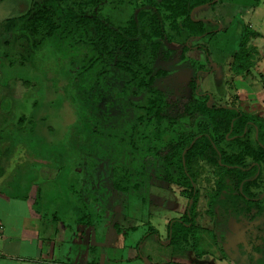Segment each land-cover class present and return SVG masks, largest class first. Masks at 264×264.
<instances>
[{"label":"rangeland","instance_id":"1","mask_svg":"<svg viewBox=\"0 0 264 264\" xmlns=\"http://www.w3.org/2000/svg\"><path fill=\"white\" fill-rule=\"evenodd\" d=\"M206 1V6H199L192 15L195 20L219 24L208 26L213 35L189 39L186 44L193 47L191 50L184 49L183 39L171 33L168 41L153 37L161 45L158 50L151 47V39L142 36L137 63L128 57L130 53L111 47L107 40L103 42L107 50L97 41L75 42V31L70 34V28H75L78 17L96 18L108 28L120 30L136 20L138 25L146 21L147 35L148 25L159 10L165 18V30L169 31L171 21L167 16L171 14L161 7L162 0H17L0 8V22L25 14L37 3L53 5L56 10L55 21L60 28L52 44L35 50L31 45L40 42L39 38L21 33L19 41L9 38L10 44H4L7 37L1 35V53L9 54L8 59L1 54V61L16 63L18 71L27 69L25 78L32 81L27 85L33 94L32 117L38 119L39 111H44L41 118L50 130L47 148L41 149L42 157L55 151V155L66 159L98 161L89 164L96 170L92 177H86L76 170L78 164L67 159L70 163L62 172L64 185L60 182L53 189L57 207L64 209L57 213L58 217L81 233V260L87 264H264V213L253 222L246 219L238 235L237 227L222 223L219 212L210 215L209 201L215 192L216 177L200 161L193 165L199 189L195 220L198 250L180 252L168 244V225L185 213L188 198L182 195V188L166 181L169 176L164 175L168 173L165 157L181 136L197 134L204 123V118L188 105L205 93L211 94L214 105H237L241 99L242 85L237 75L243 73H236L234 56L240 39L236 33L242 24L236 18L244 9L236 6L240 0ZM93 32L90 29L85 34L84 28L78 31L87 38L93 37ZM259 43L264 48L263 40ZM197 45L206 47V51ZM71 60L77 61L74 67L69 66ZM140 63L146 68L142 74ZM127 65L147 84L141 86L138 80L130 79L129 72L123 70ZM252 67L243 86L257 91L264 88V76L260 65ZM2 72L5 77L11 71L2 67ZM195 81L198 91H194ZM152 92L165 97L167 108L161 121L145 115ZM29 124L36 123L31 119ZM39 146L37 141L33 143L34 149ZM116 181L130 190L116 189ZM73 203L75 212L70 213ZM83 205L94 206L90 218L79 213ZM47 213L52 216L49 210ZM89 232L94 234L92 241Z\"/></svg>","mask_w":264,"mask_h":264},{"label":"trees","instance_id":"2","mask_svg":"<svg viewBox=\"0 0 264 264\" xmlns=\"http://www.w3.org/2000/svg\"><path fill=\"white\" fill-rule=\"evenodd\" d=\"M206 3H208L206 0H162L161 7L171 14L167 16L171 21L169 31L165 30V18L163 19L159 10H156L155 19L148 25L150 33L147 35L146 21L142 25H138L134 20L127 29L120 30L108 28L98 19L87 17H78L74 22L75 25L73 24L75 28L70 25V31L68 28L66 31H69L70 34L75 31L73 37L77 43L84 41L87 44H94L97 41L105 50L109 48L103 45V42L107 40L112 43L111 47H120L127 54L130 53L128 57L132 62L137 63L135 59L139 57L137 51L140 47L138 42L142 36L152 41L153 37H156V40L168 41V34L171 33L174 37L183 39L184 49L191 50L193 47L186 44L189 39H201L213 35L214 32L208 29V26L216 25L218 27L219 24L195 20L191 14L192 11ZM55 17L56 10L53 5L41 6L37 3L24 15L6 19L1 24V35L7 37L4 44H10L9 38L13 42L19 41L18 35L26 33L27 36L32 35L34 38H39L40 42L31 45L33 49L36 50L40 46V50H44L47 44H52L55 34L60 28ZM82 28H84L85 34L93 29V37L87 38V36L79 34L78 31ZM249 35L250 31L245 30L235 52L234 69L238 74H247L254 65L251 61L252 56L247 49ZM107 37L108 39H106ZM151 47L153 50H158L161 45L156 41L151 44ZM195 47L206 51V47L202 45ZM132 49L136 52L133 53ZM1 54L8 59L9 54ZM21 58L26 59L25 56ZM7 61L24 83L28 85L32 83L31 80L25 78L26 68L18 71L19 67L17 68L16 63ZM76 63L77 61L71 60L69 66L74 67ZM140 64L142 74L146 68H144V64ZM19 66H22V63ZM121 68L123 67L121 66ZM123 70L129 72L130 79L138 80L139 85L147 84L144 81L145 78L138 77V74L129 65ZM159 73L162 74L161 71ZM193 87L194 91H198L196 81ZM201 97L200 100L188 107L204 118L203 127L193 136H181L180 142L174 143L171 153L165 157L168 173L164 175L170 177L166 181L174 182L182 188V195L188 198L186 212L181 217L170 221L168 225V244L180 252H197L199 245V237L195 232L196 208L199 201L197 177H195L193 167L196 162H203V165H207L215 173V192L210 197L208 209L210 215H216V212H219L218 215H222L223 218L222 223L225 224L230 218H233L237 223L242 224L246 219L252 221L264 213V118L247 114L231 104L214 105L209 93H205ZM166 108L164 95L160 92H152L147 101L145 115L156 118V121H161ZM35 120L32 121L36 123ZM54 152H48V155H55ZM1 158L0 175L5 171L6 165L3 161L4 155ZM115 185L116 189L130 190L129 186L124 187L119 181H116ZM252 211L255 212L254 215H252Z\"/></svg>","mask_w":264,"mask_h":264},{"label":"crops","instance_id":"3","mask_svg":"<svg viewBox=\"0 0 264 264\" xmlns=\"http://www.w3.org/2000/svg\"><path fill=\"white\" fill-rule=\"evenodd\" d=\"M11 1L17 2V0H0V8ZM237 5L240 6L239 10L244 9V13H240L238 18L235 17L242 23L236 36L242 38L245 30L250 31L247 49L252 56L251 61L255 69L260 65L264 76V48H260L261 43H259L260 40L264 42V0H240ZM2 22H0V55L3 46ZM258 28H261V31ZM8 64L2 62L0 58V159L4 155L3 161L6 164L5 171L0 175V221L5 227L0 264H87L81 260L79 239L81 233L71 224L63 223L58 217L57 213L64 209H60L61 205L57 207L58 197L53 189L58 187L60 182L62 186L64 185L62 172L65 164L70 163L68 160L78 164L76 170H81L79 174L86 177H92L96 170L89 167V164L94 162L96 164L98 161L95 158H67V160L57 155L42 157L41 149L47 148V140L50 139L49 127L41 118L44 111H39L40 118L35 120L36 124H29L35 113L32 108L33 94L27 88L29 85L24 83ZM2 67L11 71L7 73L10 76H5L6 78L2 76ZM245 75L244 73L237 75L238 83L242 85L239 86L241 99L240 104L233 106L239 107L247 114L264 118V88L255 91L243 86L244 79L248 76ZM2 77L5 78L4 83H1ZM18 80L25 86L19 85ZM36 141L40 146L34 149L33 143L35 144ZM76 173L78 174V171ZM83 187L90 189V185ZM74 207L73 203L70 213L75 212ZM93 207L83 205L79 213L84 212L85 217L90 218ZM48 210L52 216L48 215ZM62 217L65 218V215ZM228 222L231 227H237V232L240 230L241 224L233 218ZM85 232L83 230L82 234L84 235ZM89 233L88 238L92 241L94 234Z\"/></svg>","mask_w":264,"mask_h":264},{"label":"built area","instance_id":"4","mask_svg":"<svg viewBox=\"0 0 264 264\" xmlns=\"http://www.w3.org/2000/svg\"><path fill=\"white\" fill-rule=\"evenodd\" d=\"M5 239V227L3 223L0 221V255L2 253V243L4 242Z\"/></svg>","mask_w":264,"mask_h":264},{"label":"water","instance_id":"5","mask_svg":"<svg viewBox=\"0 0 264 264\" xmlns=\"http://www.w3.org/2000/svg\"><path fill=\"white\" fill-rule=\"evenodd\" d=\"M205 6H206V5H205ZM200 7H203V6H200ZM193 12H194V11H192V13H191V14H193Z\"/></svg>","mask_w":264,"mask_h":264},{"label":"flooded vegetation","instance_id":"6","mask_svg":"<svg viewBox=\"0 0 264 264\" xmlns=\"http://www.w3.org/2000/svg\"><path fill=\"white\" fill-rule=\"evenodd\" d=\"M186 212V211H185ZM172 221V220H171ZM238 235V234H237Z\"/></svg>","mask_w":264,"mask_h":264}]
</instances>
